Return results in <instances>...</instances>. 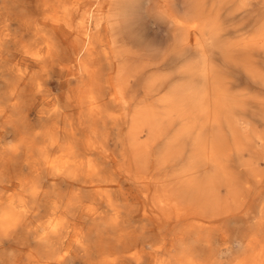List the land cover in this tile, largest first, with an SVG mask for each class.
<instances>
[{"label": "bare ground", "instance_id": "1", "mask_svg": "<svg viewBox=\"0 0 264 264\" xmlns=\"http://www.w3.org/2000/svg\"><path fill=\"white\" fill-rule=\"evenodd\" d=\"M146 5L0 0V264H264V133L212 66L223 48L264 94V22L220 44L212 3Z\"/></svg>", "mask_w": 264, "mask_h": 264}, {"label": "rangeland", "instance_id": "2", "mask_svg": "<svg viewBox=\"0 0 264 264\" xmlns=\"http://www.w3.org/2000/svg\"><path fill=\"white\" fill-rule=\"evenodd\" d=\"M36 1H38V3H36ZM219 1L220 0H178L176 4L174 0H147V5L143 7L141 12H143V14H147V12H149L150 14L154 13V8L157 3L167 2L170 9L178 13L182 18H189L195 15L198 7L200 9L198 11L201 12V17L202 13H208L207 7L210 3H212V8H214L213 10H217L222 14L217 19H220V23L217 25V27H215V31L219 32V37H222L220 44H225V41H228V39L230 40V38L232 37V20H235L234 23L238 26V32L236 33V35H242V37L245 38L246 41H249L250 38H252L251 34L255 27L260 23L263 24L264 22V16H262L264 14V0H259L261 1V4L260 2H255L252 7L245 9L244 12L247 15L243 13H237L231 17L232 19L227 14L228 8L219 9ZM22 5L25 13L29 11L41 12V9L39 8L40 0H22ZM166 22L167 21L165 20V25L159 24L158 26H153V32L165 33V31L163 30H166L169 36H171L169 25ZM204 29L205 31L203 33H207L206 28ZM202 34L200 35V37L206 40L207 34ZM27 40L28 38H25L24 41ZM176 50L180 52L179 62L181 65V71L184 72L189 65L187 59L191 56V50L184 45V39L181 37L178 39L177 44L167 49L165 53L170 56L169 59H172L173 57H175ZM259 58L260 57L257 56L256 58H253L252 61H258ZM212 66L215 71V89L218 97L222 100L224 99L225 101H227L228 95H234L238 99L237 116L246 119L248 122H254L256 124L257 130L261 133H264V94L258 93L260 87L256 85L254 81L251 83L248 77H246L243 73L240 74L238 71H233L232 69L230 70V65L227 62V55H224L223 48L213 49ZM53 87L54 93L58 94L60 90L56 88V83L53 84ZM249 94L252 95L253 99L249 103H246L245 99ZM65 96H71V92L67 90L65 92ZM73 103L74 105H76L75 101H73ZM221 106L223 108L222 103ZM245 155L247 156L248 153H245ZM260 169H264V162L260 163Z\"/></svg>", "mask_w": 264, "mask_h": 264}]
</instances>
